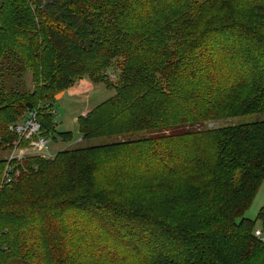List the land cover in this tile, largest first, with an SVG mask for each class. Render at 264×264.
<instances>
[{
  "label": "trees",
  "instance_id": "obj_1",
  "mask_svg": "<svg viewBox=\"0 0 264 264\" xmlns=\"http://www.w3.org/2000/svg\"><path fill=\"white\" fill-rule=\"evenodd\" d=\"M112 61L115 95L76 123L80 141L116 140L20 162L0 186V264H264V208L243 217L264 121L229 122L264 113V0H0V180L10 128L36 110L54 139L51 101Z\"/></svg>",
  "mask_w": 264,
  "mask_h": 264
},
{
  "label": "rangeland",
  "instance_id": "obj_2",
  "mask_svg": "<svg viewBox=\"0 0 264 264\" xmlns=\"http://www.w3.org/2000/svg\"><path fill=\"white\" fill-rule=\"evenodd\" d=\"M106 74L101 77L103 82H96L90 80L89 78H84L76 82L73 86V89L68 90V92H64L61 96L51 101L52 108L56 110V114H54V128L55 133L52 138H50L48 144L45 149L40 153L45 154H53L58 151H62L67 148H75L78 146H95L106 143L107 141L116 140V137H109L107 139H93V140H85L80 141L81 137L78 130V123H76L77 118L79 116H84L94 106L101 104L106 101V99L115 95L114 89L110 88V83H118L120 80V69L118 63L112 61L110 66L106 69ZM29 78V76H26ZM257 121H264V113H253L250 115H243L237 118H231L229 120L230 123L239 124V123H254ZM222 125L221 122H210L205 125L206 128H216ZM68 132L72 140L71 141H62V139L58 138V134H63ZM147 132H142L138 134L129 135L126 137L136 138L137 136L147 137ZM123 138V137H122ZM120 138V139H122ZM54 154V155H55ZM1 155V154H0ZM53 155V156H54ZM6 156V153H5ZM42 156V155H41ZM46 158H49L47 157ZM157 198L153 197L150 200V205L155 208V201ZM145 202L146 200L143 199ZM138 201L143 204V202L138 198ZM185 203L181 201L178 205L170 206V211L174 209L177 210L182 207V204ZM264 208V182L261 184L259 189L257 190L256 196L250 204L249 209L244 213L243 217L256 222V217L259 211ZM157 209V208H156ZM256 229H259L262 234H264V225H261L257 222L255 228L253 229V235ZM255 236V235H254ZM256 237V236H255ZM258 238V237H256ZM259 239V238H258ZM260 242H262L259 239ZM264 243V242H262ZM12 264H27L25 262H21L15 260Z\"/></svg>",
  "mask_w": 264,
  "mask_h": 264
},
{
  "label": "built area",
  "instance_id": "obj_3",
  "mask_svg": "<svg viewBox=\"0 0 264 264\" xmlns=\"http://www.w3.org/2000/svg\"><path fill=\"white\" fill-rule=\"evenodd\" d=\"M49 105H45L44 109H47ZM51 114H56L54 108H49ZM41 126L38 123L37 111H29L26 116L22 117L18 123H15L10 130L14 132L18 137V141L13 143V149L8 152L7 161L16 162L14 167L11 165L5 166V171L1 177V187H5L9 184L13 178L19 176V172L16 169L20 162L28 156L39 155L45 157V154L40 153L45 149L50 139H45L40 135ZM48 157V156H47ZM254 235L264 242V234L259 229H256Z\"/></svg>",
  "mask_w": 264,
  "mask_h": 264
},
{
  "label": "crops",
  "instance_id": "obj_4",
  "mask_svg": "<svg viewBox=\"0 0 264 264\" xmlns=\"http://www.w3.org/2000/svg\"><path fill=\"white\" fill-rule=\"evenodd\" d=\"M73 88H74V87H71V88H69L68 90H70V89H73ZM68 90H66V91H63V93H64V92H68ZM63 93H62V94H63ZM54 154H55V153H53V154H51V155H50V154H48V157H52Z\"/></svg>",
  "mask_w": 264,
  "mask_h": 264
},
{
  "label": "water",
  "instance_id": "obj_5",
  "mask_svg": "<svg viewBox=\"0 0 264 264\" xmlns=\"http://www.w3.org/2000/svg\"><path fill=\"white\" fill-rule=\"evenodd\" d=\"M62 93H63V91H62ZM62 93H59L58 95H56V96H55V99L58 98L59 96H61Z\"/></svg>",
  "mask_w": 264,
  "mask_h": 264
}]
</instances>
